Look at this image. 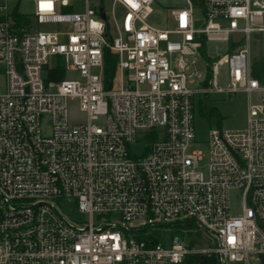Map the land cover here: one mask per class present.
I'll return each mask as SVG.
<instances>
[{
    "label": "built area",
    "instance_id": "1",
    "mask_svg": "<svg viewBox=\"0 0 264 264\" xmlns=\"http://www.w3.org/2000/svg\"><path fill=\"white\" fill-rule=\"evenodd\" d=\"M31 1L0 0V264H264V0H186L165 27L155 0ZM236 91L258 93L246 125L204 157L200 100Z\"/></svg>",
    "mask_w": 264,
    "mask_h": 264
},
{
    "label": "rangeland",
    "instance_id": "2",
    "mask_svg": "<svg viewBox=\"0 0 264 264\" xmlns=\"http://www.w3.org/2000/svg\"><path fill=\"white\" fill-rule=\"evenodd\" d=\"M92 2V1H91ZM103 3L106 9L109 8V0H103ZM186 0H155L153 3V11L152 15L149 17L148 21L152 24L158 26H169L171 24V9L175 7H180L185 5ZM20 6L23 10L32 11L33 10V2L31 0H21ZM197 18L195 20L196 26H201L203 24V18L197 12ZM264 21V19H263ZM55 25L51 24L47 27L53 28ZM44 27V26H41ZM210 52L214 53L217 51L214 45L209 47ZM219 52H225V46L219 47ZM227 65L224 64L220 67L219 72L216 76V81L218 86L225 88L228 84V74H227ZM70 76V75H69ZM120 86L119 76L116 75L112 88L118 89ZM192 86L198 87L197 84H193ZM5 88V75L3 72V63L0 61V92ZM250 99L252 102H256L258 99L257 92H244V91H236L231 93H217V92H209L200 100V105L204 106L207 110H211L215 112L214 116H206L205 114L199 113L195 118L196 125V136L197 142L194 145L195 148L201 150L205 155L208 153V138H209V130L213 127L218 128H243L246 125L247 118V102ZM68 118L70 122H82L85 121L86 116L83 111L80 110L78 100L75 98H70L68 100ZM99 122H103L100 120ZM132 149L135 152H139L141 149V145H132ZM240 206L239 199L235 193V191H231L230 194V211L231 213H235ZM62 210L71 217L78 218L80 220L88 221V216L85 214H81L77 210V206L75 201L72 198H66L61 202ZM174 233H169L168 235H159L157 233L159 240L163 241L166 237L173 235ZM200 235L198 234V237ZM197 240V238H196Z\"/></svg>",
    "mask_w": 264,
    "mask_h": 264
},
{
    "label": "trees",
    "instance_id": "3",
    "mask_svg": "<svg viewBox=\"0 0 264 264\" xmlns=\"http://www.w3.org/2000/svg\"><path fill=\"white\" fill-rule=\"evenodd\" d=\"M195 3H200L201 0H193ZM115 60H116V57L114 54H112L111 52H109L108 50H105V53H104V70H105V76L106 78L108 77H111L115 71ZM53 78H61L63 77V72L60 71L58 72V74L56 76H52ZM199 112L202 113V114H205L206 116H214L215 115V112L214 111H211V110H207L204 106H200L199 107ZM209 262H212V261H209ZM204 264V262H203Z\"/></svg>",
    "mask_w": 264,
    "mask_h": 264
},
{
    "label": "water",
    "instance_id": "4",
    "mask_svg": "<svg viewBox=\"0 0 264 264\" xmlns=\"http://www.w3.org/2000/svg\"><path fill=\"white\" fill-rule=\"evenodd\" d=\"M101 15L104 17L105 15H104V11L101 9Z\"/></svg>",
    "mask_w": 264,
    "mask_h": 264
}]
</instances>
